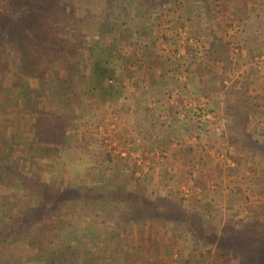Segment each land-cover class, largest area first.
<instances>
[{
	"label": "rangeland",
	"instance_id": "obj_1",
	"mask_svg": "<svg viewBox=\"0 0 264 264\" xmlns=\"http://www.w3.org/2000/svg\"><path fill=\"white\" fill-rule=\"evenodd\" d=\"M142 1L134 12L112 17L104 24L108 32L99 35L97 46L112 50L106 67L118 84V94L101 109L91 99L76 112L46 107L51 88L74 99L53 68L62 56L52 38L68 35L83 56H67L78 76L89 54L102 56L89 33L108 13L99 4L93 9L87 0H58L38 19L40 30L53 33L29 51L30 58L11 54L2 62L0 156L4 140H11L13 157L28 159L22 163L30 169L19 172L32 176L22 181L33 186L31 179L45 177L41 200L55 207L27 234L5 241L0 264H46L42 258L49 250L67 243L99 247L104 237L119 245L110 249L115 264H238L233 252L219 256L199 242L194 220L202 218V205L212 206L218 214L211 226L219 234L226 223L246 216V209L264 207V0ZM65 74L71 78L69 70ZM94 82L87 77L89 89ZM123 102L130 108L120 109ZM57 119L65 124L66 147L58 141ZM40 146L59 149L40 160L33 156ZM64 173L84 189L64 188ZM95 186L122 193H86ZM26 187L0 185L1 224L26 218L20 196ZM127 195L130 207L147 202L170 220L180 219L146 223L140 231L151 241H143L141 252L131 249L140 226L125 209Z\"/></svg>",
	"mask_w": 264,
	"mask_h": 264
},
{
	"label": "trees",
	"instance_id": "obj_2",
	"mask_svg": "<svg viewBox=\"0 0 264 264\" xmlns=\"http://www.w3.org/2000/svg\"><path fill=\"white\" fill-rule=\"evenodd\" d=\"M61 1L65 2L66 0ZM157 1L158 0H149L152 5L157 3ZM87 2V6L90 8L93 7L94 9V7H97L99 4L103 8L101 13L108 12L106 16L103 17L101 26L97 28L93 27V29H90L89 31L91 36L94 37L95 48L99 43V35L103 36L108 32L104 24H110V22H112V17L121 18L124 15L134 12L136 7H141L143 5L142 0H100L97 2L96 0H87ZM57 3L58 0H0V70H2L4 66L2 62L7 60V56H10L11 54L17 56L19 54L20 57L23 54L29 57V51L33 48L37 50L38 46H40V42L45 40V36H50L53 33H50L49 30H40L38 19L43 13L47 12L50 7ZM148 29L149 33H151L152 26ZM67 36L68 35L61 34L60 40L57 41L52 38L54 41L53 45L56 44L60 48L57 51L59 56H62L60 59L62 62L54 61L53 68L59 71L57 72L59 75L58 79L61 80V85L64 87V89L68 92L70 91L74 93V99L70 101L69 99L58 96V92L54 88H51L49 90L50 95L48 96L50 102L48 101L46 107L49 108L52 105L55 106L56 113L63 110V108H65V110L70 109L72 112H76V110L80 108L81 104H85L89 102V99H91V102H93L92 107L94 109H101L104 107V105H106V103L112 102V100L115 98V95L118 94V84L116 83L114 72L108 70L106 67V63L109 61L106 58V52L111 50V48L108 47L101 49V47L97 46L99 48L98 50H101L98 54H101L102 56H99L97 59L95 57V53L89 54L87 60L90 61L91 64H88L89 62L87 61L83 67L84 74H80V76H78L76 65L71 69L69 63L66 62L68 61L67 56L73 57L74 53L78 55L76 53L77 51L74 50V44H72V41L67 38ZM162 39L167 45L171 44L170 40L172 39L166 38V35H164ZM21 41H25L27 44L25 45ZM40 50L42 51V49ZM91 50L95 49L92 48ZM78 56L79 58H83L81 55ZM103 59H106V61ZM103 64L105 66H103ZM68 70L71 74H69V77H71L70 79L65 74V72H68ZM82 70L79 68V72ZM87 77H93L95 80L91 89H89V87L86 85ZM57 86L58 85H56V87ZM40 92L43 93L46 91L41 89ZM28 94H31V89L28 91ZM97 97L101 101L97 100ZM53 98H57V100L55 99L57 102H54ZM128 106L130 108L129 102H123V104L120 106V109ZM3 107H5V104H3ZM60 121V119L59 121L57 119V122H55L58 126V132L61 134L58 141L63 147H66L68 145V141L67 137L65 136V124L63 121ZM29 129H31V127ZM4 144L6 150L5 153L0 156V185L3 184L5 186L12 187V189L15 187V184H23L27 186L24 189V191L27 193L23 192L20 194V196L23 199V204L27 209L26 214L28 215L25 219L18 218L15 221L10 220L9 223H0V248L6 240H16L22 236V234H27L30 228H34V226L37 224L43 223L45 219L50 218V214H52V211H54L55 207V204H52L46 208V204H44L41 200V184L44 185L46 182L48 183L47 179L43 176L37 175L38 178L36 180L31 179V184H33V186H31L28 182H23L22 178H31L32 176L24 175L19 172L22 170L28 171V169H30L26 168L22 163V161L26 162L28 159L17 156L13 157L14 153L11 140L5 139ZM26 145H29V143ZM56 147L40 146L34 151L33 156H38V158L41 160L42 158L57 152ZM68 162L69 161H67L65 165ZM37 176L35 175L34 177ZM60 184L63 185L64 188L75 190V192L77 191L78 193L79 188H81L80 190H83L85 187L76 185V179L72 175H66V173H64L63 178L60 180ZM105 188L106 186L100 188L95 186L93 188L86 187L85 190L86 193H90L91 190L92 192H95L102 189L101 191H103ZM105 191H107L109 194H113L114 196L116 193H122V191L119 189L115 190L110 187ZM14 194L15 192L13 190L10 195L14 196ZM123 198L125 200V195ZM126 198L128 201L125 203V209L126 211L130 210L133 214H135V217L133 218L137 222V225L140 226L138 228V234L140 236L135 237V245L131 247V249L138 250V252H141L142 249H146V246L143 244L144 240L147 242L151 241L149 233H147L149 235H146L143 231H140L141 228H144L146 223L153 224L155 222L165 220H169L170 222L174 223V221L176 222V220H180L176 218V220H170L169 218H171V215L157 211L151 206L150 203L147 202H140V204H136L137 206L133 205L130 207V204L128 203L130 198L128 195ZM75 204L76 203H74V206ZM202 206L204 210L202 218L197 217V215L194 220V222H196L194 229L196 231V236H198L199 242L202 241L203 244L212 246L214 251L219 254V256L224 257L228 252H233V255L235 256L234 260L238 261V264H264V207L255 212H251V209H246L248 215L246 213V216H244L242 219H235V221L233 220L228 224L226 223V227L223 228L219 234H217L215 227L211 226V223H214V218L218 213L211 211L212 206L208 207V204H204ZM39 213H41L40 218H36V214L39 215ZM84 214L88 213L85 212ZM229 216H232V214ZM220 222H222V219L218 221V223ZM79 223L80 222H77V224ZM126 224H129V220L126 221ZM19 225H21V227ZM92 226L93 223H90L88 228L91 229ZM124 234H128V227L125 228ZM91 237L92 236L89 233L88 238ZM113 242L114 241L112 238L109 239L104 237V245L99 247L90 245L91 243H89L88 246H80L77 244L75 247H73L67 243L68 245H62L56 250H49L42 259L46 264H115V260L109 255L110 249H118L119 245L115 247ZM165 243L166 244H164L165 247H163V249H168L169 245L167 242ZM89 255L91 258L87 260L86 257ZM108 257L112 259L108 260ZM31 258L32 257H29L26 260L29 261ZM23 262L24 261H22L21 264H23ZM130 263L131 261H127L126 264ZM15 264H17V261Z\"/></svg>",
	"mask_w": 264,
	"mask_h": 264
}]
</instances>
